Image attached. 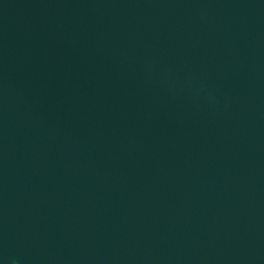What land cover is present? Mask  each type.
I'll return each mask as SVG.
<instances>
[{
    "label": "water",
    "instance_id": "obj_1",
    "mask_svg": "<svg viewBox=\"0 0 264 264\" xmlns=\"http://www.w3.org/2000/svg\"><path fill=\"white\" fill-rule=\"evenodd\" d=\"M0 264H264V0H0Z\"/></svg>",
    "mask_w": 264,
    "mask_h": 264
}]
</instances>
